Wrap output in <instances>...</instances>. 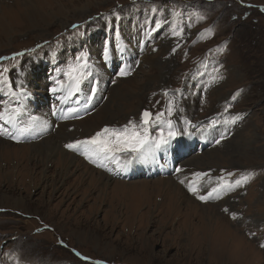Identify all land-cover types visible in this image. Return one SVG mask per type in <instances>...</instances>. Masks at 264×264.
<instances>
[{"label": "rangeland", "instance_id": "rangeland-1", "mask_svg": "<svg viewBox=\"0 0 264 264\" xmlns=\"http://www.w3.org/2000/svg\"><path fill=\"white\" fill-rule=\"evenodd\" d=\"M36 4L41 11L32 25ZM181 27L182 36L172 34ZM109 52L110 70L99 63ZM3 57L0 72L7 69L16 95L0 84V111L17 107L18 130L30 131L13 140L17 132L0 121L8 133L0 134V152L9 153L0 157V264H264V0H0ZM85 60L80 90L87 101L101 98L87 116L95 122L87 130L67 127L64 136L76 135L68 141L90 138L104 125L139 124L144 110L153 119L163 112L180 133L169 148L174 170L142 166L120 174L73 150L56 176L53 162L71 155L55 151L34 168L42 180L32 184L16 161L19 153L40 156L28 150L42 142L31 143L40 139L31 119L58 108L56 80L68 85L70 67ZM122 69L129 74L119 75ZM161 128L167 131L152 123L148 131ZM31 159L25 162L32 167ZM78 159L109 176L106 192L99 190L103 181L83 183ZM249 174L247 183L199 199L219 177L234 183ZM115 180L129 185L131 199L113 193Z\"/></svg>", "mask_w": 264, "mask_h": 264}, {"label": "bare ground", "instance_id": "bare-ground-1", "mask_svg": "<svg viewBox=\"0 0 264 264\" xmlns=\"http://www.w3.org/2000/svg\"><path fill=\"white\" fill-rule=\"evenodd\" d=\"M24 1L26 3H28V1H31V0H24ZM40 11H41V7H39L38 4L34 5V7L30 11V14L28 15V17H29L28 22L30 24L33 25L37 21H39V14L38 13ZM108 54H109V57L106 58L107 62L99 61V63L100 64L104 63L106 65L107 69L110 70L113 67L112 58H110V56L112 57V53L109 52ZM130 55H132V54H130ZM113 56H114V54H113ZM38 68H39L38 70H41L43 68V64L40 65ZM29 78H31V77H29ZM23 83H25V81H23ZM102 84H104V86H105L104 82ZM56 87H57V85H56ZM100 90H101V87H100ZM70 92L71 91H67V88L66 89H58L56 97H57L59 106L57 108V111L55 113L51 112L48 115L35 116L31 119V124L33 125V127L35 129L34 132H32V133H34L35 136L40 138L39 140L32 141L31 143L38 142L40 140H42V142L40 144L29 146L28 150H31V149L37 150V153H39L40 156H44V157L41 160H39L40 156H38L36 159H31L30 155L23 157L22 153H19L16 157V161H18V165L21 166L23 164L22 168L28 170L26 176L29 177V180L31 182H33L32 184H34V185L37 182H39L40 180H42V172H40V171L37 172L36 170H34V168H37L39 166L40 162H43V164L46 165V163H48V161L50 160L51 153H54L55 151H57V152L59 151V153L63 152V153H68L69 155H71L69 158L59 157L57 159V161L53 162V164L51 165V168H50V172L52 174H56V176L63 175V171L67 167V165L70 161V158L74 157L73 153L71 152V151H73L72 149H68L66 147H65L66 148L65 149L62 146L65 143L68 144V143H72V142L76 141V140L68 141L69 138L75 137L76 135H73L71 137L64 136L68 131L67 127H69L70 125H73V124H77V125H80L83 129L87 130L89 128V126L95 122V119L93 117H87V116L92 115L94 113L92 111V108L100 100L101 97L98 96L93 101L92 100L87 101V98L85 97V94L83 91L80 90L79 92H76L78 94V96H75L76 93L70 94ZM30 95H31L30 92L25 91V93L21 96L22 100L25 101L26 107H27L26 100L30 98ZM101 105H103V103H101ZM73 108L77 109L78 111L75 113L70 112L69 109H73ZM105 115H106V112L103 111L102 119H101L99 124H101V125L104 124ZM63 116H67L68 118L63 119L62 118ZM84 117H86V118H84ZM82 118H84V119H82ZM60 123H62V124H60ZM58 126H59V128H58ZM106 126L112 127V125H104V127H106ZM11 127L15 130V132L18 133L17 122H16L15 126L11 125ZM54 127L56 128V130L54 129ZM55 131H56V133H55ZM148 133H149V135L153 136L154 138L158 135V133H151L149 131H148ZM59 136L64 138V140H65L64 143L59 142V140L57 139V137H59ZM77 140H84V139H82V138L78 139L77 138ZM170 147H171V144H169L165 147H162V148L154 149L153 152H151V153H152V155L155 156V159H153L150 155H148L145 158L132 160V162L135 160H139V164L136 167H133L132 162L130 164L122 167V168H119V169L116 168L115 165H113V164H108L107 167H100V166H98V167L101 169H106V170L111 169V171L109 170L110 172L115 171V172L120 173V174H129L135 168H139L142 166L148 170H155L156 173H159V172L167 173V172H170V171L175 169V167H174L175 163H174L172 156L170 154V149H169ZM13 148H15V147H13ZM16 148H18V146H16ZM18 149L19 150L21 149L20 152H23V146H20ZM0 157H4V159H6L9 157V153L0 152ZM164 157H165V160H163ZM30 159L32 162L34 161L32 167L30 166L29 163L25 162V161H29ZM47 159H49V160L47 161ZM123 159H126V158H123ZM78 162L79 163L77 164L76 169H81V167H84V170H82V172H81V176H79V177H81V179H83V183H85L86 178H89V180L91 182H95V183H99L100 181H103L104 186L99 190H100V192H102L101 194L106 192L105 186L107 185L108 182H105V179H109V176L106 175L103 171L100 174H97V173H99L97 171V169H95L94 167L85 165L79 159H78ZM96 165H98V164H96ZM13 169L15 170L16 167H14ZM179 171L180 170L178 169L177 172H179ZM196 173H198V172H196ZM86 174L92 175V176L86 177ZM43 177H45V176H43ZM49 178H51L50 175L48 176L47 179H49ZM54 179H56L55 176H54ZM187 181H190V180H187ZM113 183L115 185H119V187H120V189L119 188L115 189V185H114V190H113V193H115V190H116V194H118V198H120V199H122V198L129 199L130 198L131 199V195H129V185H125V183H123L119 180H115ZM88 189L91 191V190H93V187L91 185H89ZM164 194L166 197L168 196L166 191ZM164 199H165V197H164ZM173 211H175V210L173 209ZM218 222H219L218 220L216 222H214V225L218 224ZM211 227H212V225H211Z\"/></svg>", "mask_w": 264, "mask_h": 264}, {"label": "snow or ice", "instance_id": "snow-or-ice-1", "mask_svg": "<svg viewBox=\"0 0 264 264\" xmlns=\"http://www.w3.org/2000/svg\"><path fill=\"white\" fill-rule=\"evenodd\" d=\"M74 27H77L74 25ZM156 29L161 27L160 22H156ZM155 30V29H153ZM172 34L175 36L183 35V28L179 30L173 28ZM34 51V50H31ZM175 51V49H174ZM15 55L22 56L23 53H16ZM0 59H8V57H3ZM87 68V61L85 60L83 64L77 63L74 67H70L67 75L69 77V84L65 85L63 81L56 80L57 87L51 89L53 93L57 92L58 89H71L70 94H75L80 91V85L86 78L84 69ZM3 72H0V84H6L8 86L9 92L12 95H16L15 92L11 91V82L4 76ZM129 72L122 69L119 73L121 76L128 75ZM215 79V78H214ZM93 93L95 88L92 89ZM179 91V90H177ZM235 98V97H234ZM66 99V98H65ZM57 111L56 107L53 106V112ZM70 112L75 113L77 109H69ZM174 111V105L170 101L169 107L167 109L168 115L171 116ZM19 116V109L17 107L6 106L2 111H0V121H4L5 124H10L15 126L17 118ZM63 119H67V116H63ZM152 123L163 124L166 126L167 131L161 128L160 132L155 138L149 136L148 128ZM214 123V122H213ZM185 131H187V126L190 125V121H185ZM195 127V125H192ZM30 131L29 128H20L16 135H12L13 140L19 139L24 133ZM0 134L7 135L8 133L4 130V125L0 124ZM180 133L175 130L174 122L171 119H165V114L159 112L155 114L153 119V114L149 111H144L142 113L141 121L137 124L135 121H129L128 124L122 127H104L100 131L96 132L95 135L84 140H76L72 143L65 145L66 148L80 151L86 158H88L92 163L98 164L100 167H107L108 164L115 165L116 168H122L132 162L134 159H141L148 156L154 149L162 148L170 144V142ZM224 137L221 136V139ZM216 143H220L217 140ZM122 154H127V159L122 158ZM111 171V169H109ZM197 177H201L207 174L196 173ZM233 175L232 173L228 174ZM251 174L243 175L240 179H237L234 183L225 179L223 176L218 179L221 183L217 184L216 187L212 188L207 195L199 196L201 200H207L213 196V194L219 195L221 191H231L234 187H238L244 183H247L250 179ZM183 182V181H182ZM189 190L196 193L197 188L193 184H189ZM85 260L89 259L84 257ZM94 264H104L102 261H95Z\"/></svg>", "mask_w": 264, "mask_h": 264}, {"label": "water", "instance_id": "water-1", "mask_svg": "<svg viewBox=\"0 0 264 264\" xmlns=\"http://www.w3.org/2000/svg\"><path fill=\"white\" fill-rule=\"evenodd\" d=\"M144 111H146V110H144ZM144 111H143V112H144ZM147 111H148V110H147ZM149 112H150V111H149Z\"/></svg>", "mask_w": 264, "mask_h": 264}]
</instances>
